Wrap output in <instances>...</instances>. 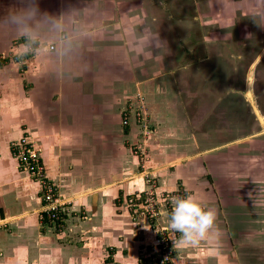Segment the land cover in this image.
Segmentation results:
<instances>
[{"label":"crops","instance_id":"obj_1","mask_svg":"<svg viewBox=\"0 0 264 264\" xmlns=\"http://www.w3.org/2000/svg\"><path fill=\"white\" fill-rule=\"evenodd\" d=\"M215 1L218 10L212 16L218 12L231 17L234 1ZM17 2L0 0V15ZM71 3L93 9L81 17L93 35L80 41L70 59L62 61L54 50L20 59L19 38L0 27V264H155L157 236L162 228L169 230L168 219L165 222L162 216L153 224L143 217L132 218L128 199L148 190L149 184L133 175L137 161L133 156L124 158L121 143L128 131L124 121L135 119L140 109L135 103L141 95L155 121L153 129L159 132L151 144L171 148L156 156L164 165L156 173L155 194L194 195L217 212L218 240L174 246L179 233L171 234V264H241L239 258H247V235H235L242 222L219 207L218 190L221 185L230 195L229 189L238 185L232 195L247 196V156L237 160L234 155L229 162L223 151L232 153L228 149L246 145L247 154V137H264L251 103L255 122L248 135H237L236 127L241 132L245 123L236 122V112L228 108L232 105L221 102L233 100V93L218 90L207 58L180 69L189 75H177L181 77L177 91L172 89L174 81V87L167 85L171 78L157 76L156 50L149 58L135 56L131 44L144 27L134 12L138 0H40L41 8L50 12ZM252 7L253 0H247L251 47L257 33L260 37L250 63L251 95L264 124V28L258 31L251 21ZM155 27H151L154 32ZM182 31L181 39L186 37V30ZM190 81L193 91L188 90ZM220 103L224 109H219ZM215 116L224 127L222 136L219 129H212ZM22 138L41 150L46 177L59 195L84 209L85 217L68 219L62 233L39 220L40 187L18 169L11 152V143Z\"/></svg>","mask_w":264,"mask_h":264},{"label":"rangeland","instance_id":"obj_2","mask_svg":"<svg viewBox=\"0 0 264 264\" xmlns=\"http://www.w3.org/2000/svg\"><path fill=\"white\" fill-rule=\"evenodd\" d=\"M138 1L139 8L137 7L134 12L138 13L141 19L140 26H156V32L160 34L162 40L166 41L162 49L156 50L157 76L162 75L166 78H171L172 81H167V85L171 87L173 85L174 87V84H176L175 87L177 89L175 87L172 89L179 91L180 83L179 85L177 83L181 80L180 76L189 75V72H182L180 69L186 70L185 64L194 63L195 60L203 57L207 58L206 66L213 74V81L216 82L218 90H229L233 93L231 96L234 98L233 100H221V102L230 103L232 106L230 107L229 105V112L230 108L232 112H236V122L245 123V129L241 132L238 131L242 129L236 127V134L243 135L245 133V135H248L250 132L248 128L255 122V116L246 98L245 91L247 75L249 70L252 69L250 63L258 52L254 47H256V44L258 45L260 37L257 33L256 38L252 39L255 42L251 47L250 37L247 36V0H233L234 6L230 8L232 13H230L231 17L228 19L226 15H229V13L225 15L221 13L219 15L217 12V14L212 16L213 14L211 13L218 10L215 0ZM229 2L231 1L229 0ZM153 16L156 17V22L152 20ZM193 16L197 18L196 21H193ZM190 21L196 23H188ZM186 24L188 25L185 27ZM197 24L200 31L196 27ZM201 27H204V30H201ZM260 29L258 27V31ZM180 30H186V37L183 39L179 37ZM262 33H264V30ZM119 59L121 60V57ZM101 69H103L102 66ZM111 69H114V65ZM173 81L174 84L172 83ZM187 85L188 90H195V85L192 81L187 83ZM177 96L182 99L180 93ZM178 101L176 97V102ZM145 102L144 95L140 96L138 103L136 100L135 106L140 107V109L136 111L135 119H125L124 122L125 124L127 123L128 131H125L126 134L121 138V143H123L125 148L123 151L124 158L128 157L129 159V157L133 156L137 161V167L134 168L133 175L137 178L141 177L143 182L146 181L149 184V189L145 191L144 196L141 194L140 196L143 197L140 198L144 201L147 199L148 202L144 204L152 206L154 211L158 210V207L161 210V214L153 220L148 216V220L154 224L162 216L166 222L168 219L167 214L170 213L173 200L176 197L164 191L159 192L158 196L155 193H150L151 191L154 192L156 187H159V177H157L156 173L164 165V163L156 160V156L164 155V150H171V148L169 146L165 148L151 144V140L159 132H155L153 129L155 121L145 107L147 105ZM225 104L220 103L219 109H224ZM138 107L136 108L138 109ZM214 118V125L216 126H213L212 129H219L220 132H217L222 136L221 133L224 131V127L219 126L221 122L217 121V116ZM130 123L134 131H129L131 128L128 125ZM179 131L177 129L175 135ZM245 143L247 144V154L244 153L246 145L241 149L237 147L235 151L228 149L232 150V153L223 151V154L226 155V159L229 162L230 160L232 162L234 155L237 156V160L247 156V196L241 199V197L232 195L234 193L233 190L236 191V186L238 187V185L229 189L232 192L230 195L226 194L223 186L220 185L218 190L219 207L225 208L230 218L232 217L242 222L239 223L234 232L237 236L247 235V258H239L241 264H264V137H247V142ZM155 162H158V164L156 165ZM144 171L145 173L143 174ZM230 185L233 184L230 183ZM179 190L181 191V189ZM180 197L182 196L180 195ZM146 214L145 212L144 215ZM144 215L140 217L145 218ZM168 232L170 233L171 230L169 229ZM170 245L172 247L171 241ZM156 246L159 252L158 245Z\"/></svg>","mask_w":264,"mask_h":264},{"label":"clouds","instance_id":"obj_3","mask_svg":"<svg viewBox=\"0 0 264 264\" xmlns=\"http://www.w3.org/2000/svg\"><path fill=\"white\" fill-rule=\"evenodd\" d=\"M91 11L93 9L87 5L80 7L71 3L57 12H50L41 8L40 0H18L16 7L0 15V27L11 29L19 38L18 58L54 50L63 61L72 57L83 38L93 35L81 22V17ZM251 17L257 27L264 28V0H253ZM165 44L158 32L145 25L131 44V51L137 57L149 58L154 50L159 51ZM86 70L87 66L82 69ZM167 215L169 229L173 234L179 233L174 246L176 243L197 246L201 241L220 237L216 210L197 196L176 197Z\"/></svg>","mask_w":264,"mask_h":264},{"label":"built area","instance_id":"obj_4","mask_svg":"<svg viewBox=\"0 0 264 264\" xmlns=\"http://www.w3.org/2000/svg\"><path fill=\"white\" fill-rule=\"evenodd\" d=\"M11 152L17 161V167L20 171L25 172L35 183L40 187L41 207L38 211L39 220L42 224L51 226L56 232L62 233L66 226L68 219L76 217L82 219L85 217L84 209L81 205H75L73 200L64 199L59 195L57 186L47 179L45 174V165L41 155V150L37 145L26 138L16 140L11 143ZM151 194L155 193L151 191ZM145 192L138 195L130 196L128 199V208L133 219L144 215L146 219L148 216L153 220L161 210H153L152 206H147L144 203L148 202L141 199ZM158 196V195H157ZM141 197V198H140ZM148 207H150L148 209ZM137 215V216H135ZM169 230L162 228L158 234L157 245L159 254L152 258L155 264H171L173 256V248L170 245Z\"/></svg>","mask_w":264,"mask_h":264},{"label":"water","instance_id":"obj_5","mask_svg":"<svg viewBox=\"0 0 264 264\" xmlns=\"http://www.w3.org/2000/svg\"><path fill=\"white\" fill-rule=\"evenodd\" d=\"M250 76L253 77V70H250L249 74H248V78H247V88H246V96L248 97L249 102L251 103V106L259 120V122L262 124L263 128H264V124H263V119L262 117L259 115V112L256 108V106L254 105V101L251 95V86H252V79H250Z\"/></svg>","mask_w":264,"mask_h":264}]
</instances>
